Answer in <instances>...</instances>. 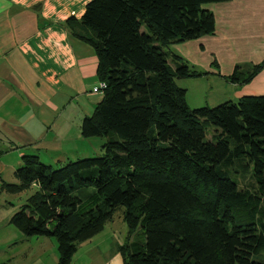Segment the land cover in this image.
I'll return each mask as SVG.
<instances>
[{
    "label": "trees",
    "instance_id": "1",
    "mask_svg": "<svg viewBox=\"0 0 264 264\" xmlns=\"http://www.w3.org/2000/svg\"><path fill=\"white\" fill-rule=\"evenodd\" d=\"M222 1L90 0L80 20H66L106 84L80 126L104 138L101 153L57 167L26 154L17 181L1 183L29 192L8 222L26 238H53L57 264H71L121 207L123 264H264V94L190 109L175 79L204 72L169 48L212 34L204 6ZM263 67L241 76L236 65L227 79ZM83 187L94 190L73 194ZM137 229L143 241L130 240Z\"/></svg>",
    "mask_w": 264,
    "mask_h": 264
},
{
    "label": "crops",
    "instance_id": "2",
    "mask_svg": "<svg viewBox=\"0 0 264 264\" xmlns=\"http://www.w3.org/2000/svg\"><path fill=\"white\" fill-rule=\"evenodd\" d=\"M89 1L0 0V175L9 170L14 177L26 154L53 166L91 153L79 149L87 139L80 126L102 98V93L92 92L99 81L98 59L64 25L70 17L80 20ZM204 7L214 15V32L171 48L206 69L201 77L211 80V87L226 91L218 101L263 95L264 67L246 82L227 77L236 65L246 76L264 62V0H227ZM126 232L122 226L118 236L119 231L104 227L79 244L71 264H123L118 246ZM57 262L53 238L0 236V264Z\"/></svg>",
    "mask_w": 264,
    "mask_h": 264
},
{
    "label": "rangeland",
    "instance_id": "3",
    "mask_svg": "<svg viewBox=\"0 0 264 264\" xmlns=\"http://www.w3.org/2000/svg\"><path fill=\"white\" fill-rule=\"evenodd\" d=\"M169 48L171 52L177 53L176 48H173V46L172 48L171 46ZM187 63L189 65V70L191 71L196 70L198 72L201 71V73H203L204 72L203 70H206L203 67L195 64L197 63L195 61L187 60ZM206 74L207 73H204L198 76H190V77L175 79L176 85L186 90L185 99L190 109L203 107V106L214 107L216 105H219L225 102V101H218V100L220 99V97H222L226 93V91H223L216 87H211V86H214L211 80H208V78L205 79L201 77ZM207 77H210V76L208 75ZM194 104L196 105L199 104V105L194 106ZM103 142H104V138L102 137H90L86 139L85 144H79V149L80 150L89 149V152L91 153H88L89 155H87L86 157L96 156L101 153L100 147L103 144ZM81 158H85V156ZM73 160H76V159H73ZM57 166L59 165H53V167H57ZM11 172L12 171L8 170V171L3 172L0 175V236H2L4 233H16L20 236L22 235L21 232L17 228H15V226H13L12 224L8 222V220L10 216L13 214V212L18 210L21 204L25 203L29 192L24 191L18 194H10L2 189V184H1L2 181H6V182H16L17 181L16 178L13 177ZM93 190L94 188L92 187H87V188L83 187L82 189L76 190L75 192H73V194L81 198H85L84 196L88 192H91ZM123 210L124 208L121 207L117 211H115L113 220L105 224L104 227L107 232L109 231L110 228H112V230L119 231L118 236H120V229L122 226L126 227L127 232H128V228L125 222L123 221V217H122ZM127 232H126V235H127ZM131 236L133 237L134 241L144 240V236H143L141 229H137L133 234H131ZM125 240L126 239L123 240V243L125 242ZM13 242L14 241H12V244Z\"/></svg>",
    "mask_w": 264,
    "mask_h": 264
},
{
    "label": "built area",
    "instance_id": "4",
    "mask_svg": "<svg viewBox=\"0 0 264 264\" xmlns=\"http://www.w3.org/2000/svg\"><path fill=\"white\" fill-rule=\"evenodd\" d=\"M106 87L105 82L98 81V83L92 87V92L102 93L103 89Z\"/></svg>",
    "mask_w": 264,
    "mask_h": 264
}]
</instances>
